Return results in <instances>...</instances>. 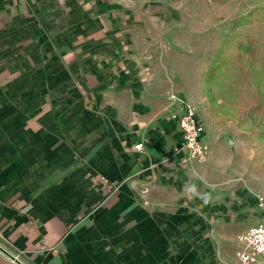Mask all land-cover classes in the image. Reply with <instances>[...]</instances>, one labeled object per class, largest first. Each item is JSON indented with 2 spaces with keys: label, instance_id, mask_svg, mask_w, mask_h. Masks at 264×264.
<instances>
[{
  "label": "crops",
  "instance_id": "obj_1",
  "mask_svg": "<svg viewBox=\"0 0 264 264\" xmlns=\"http://www.w3.org/2000/svg\"><path fill=\"white\" fill-rule=\"evenodd\" d=\"M167 14L164 0H0V244L23 263L239 264L257 198L207 194L200 163L181 164L159 84Z\"/></svg>",
  "mask_w": 264,
  "mask_h": 264
},
{
  "label": "rangeland",
  "instance_id": "obj_2",
  "mask_svg": "<svg viewBox=\"0 0 264 264\" xmlns=\"http://www.w3.org/2000/svg\"><path fill=\"white\" fill-rule=\"evenodd\" d=\"M164 4L172 18L162 27L166 50L159 84L170 102L174 93L195 107L209 135L206 162L191 165L203 173L196 181L207 194L228 200L255 196L259 202L264 198V0ZM216 49L220 65L206 80ZM260 211L257 203L250 224ZM222 242L235 250L231 238ZM228 254L232 258L231 249Z\"/></svg>",
  "mask_w": 264,
  "mask_h": 264
},
{
  "label": "built area",
  "instance_id": "obj_3",
  "mask_svg": "<svg viewBox=\"0 0 264 264\" xmlns=\"http://www.w3.org/2000/svg\"><path fill=\"white\" fill-rule=\"evenodd\" d=\"M142 71L145 75L149 74L148 67L143 68ZM169 97L176 108L174 118L183 140L181 164L187 165L193 161L205 162L208 150L203 140L204 123L198 117L195 107L187 99L174 93H171ZM133 149L142 150V144L135 143ZM258 201L261 207L259 220L236 236L235 255L239 264H264V198Z\"/></svg>",
  "mask_w": 264,
  "mask_h": 264
},
{
  "label": "trees",
  "instance_id": "obj_4",
  "mask_svg": "<svg viewBox=\"0 0 264 264\" xmlns=\"http://www.w3.org/2000/svg\"><path fill=\"white\" fill-rule=\"evenodd\" d=\"M218 59H219V50L216 49L210 64L208 65L206 71L204 72V76L206 77V80L207 79L209 80L211 77H213L214 71L219 67L220 63H218Z\"/></svg>",
  "mask_w": 264,
  "mask_h": 264
},
{
  "label": "water",
  "instance_id": "obj_5",
  "mask_svg": "<svg viewBox=\"0 0 264 264\" xmlns=\"http://www.w3.org/2000/svg\"><path fill=\"white\" fill-rule=\"evenodd\" d=\"M0 251L8 255L11 259H13L17 264H25L20 259L9 253L1 244H0Z\"/></svg>",
  "mask_w": 264,
  "mask_h": 264
}]
</instances>
